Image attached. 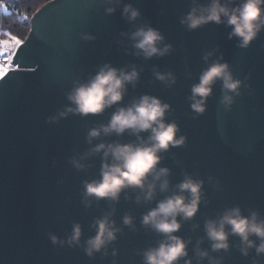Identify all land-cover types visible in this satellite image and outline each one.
Masks as SVG:
<instances>
[{"label": "water", "instance_id": "water-1", "mask_svg": "<svg viewBox=\"0 0 264 264\" xmlns=\"http://www.w3.org/2000/svg\"><path fill=\"white\" fill-rule=\"evenodd\" d=\"M125 2L140 9L138 22H149L161 30L173 46L169 55L145 61L126 54L117 40L131 26L122 19L120 9L106 14L100 0H48L29 19V31L13 60L20 70L0 79V264H111L110 257L102 260L97 254L89 259L82 249L54 246L48 238V233L64 237L74 221L82 225V239L93 235L89 225L107 207L101 201L85 210L80 202L81 181L98 176L99 156L89 158L85 171L75 170L69 158L87 149V129L106 123L113 109L98 116L70 114L59 123L46 122L67 103L65 92L73 79L94 73L106 61L117 67L131 63L144 67L136 88L129 86L122 103L147 92L171 105L169 119H175L187 137L184 146L171 148L162 161L171 169L172 182L182 178V171L206 180L208 202L195 217L201 229L192 232L185 223L179 235H191L194 241L203 235L205 216L233 204L245 213L255 208L264 215V31L242 49L227 38L229 29L223 25L209 23L191 32L180 25L178 18L188 11L190 0ZM86 32L95 39L83 40L81 35ZM217 46L234 76L249 87H242L226 110L217 83L204 113L194 116L187 100L190 87L205 67L202 52ZM153 65L161 71L171 70L177 77L175 85L166 87L154 80ZM99 139L126 142L134 137L125 133ZM209 176L218 188L207 183ZM116 209L118 223L125 211L132 210L138 227L135 232L125 228L117 240L118 264H141L135 251L158 239L139 228V215L146 206L126 201L122 195ZM203 246H208L207 241ZM252 255L243 257L232 248L225 264H252Z\"/></svg>", "mask_w": 264, "mask_h": 264}, {"label": "clouds", "instance_id": "clouds-1", "mask_svg": "<svg viewBox=\"0 0 264 264\" xmlns=\"http://www.w3.org/2000/svg\"><path fill=\"white\" fill-rule=\"evenodd\" d=\"M100 5L104 6L106 14L120 9L122 19L130 24L128 30L119 33L117 40L126 54L147 61L172 52V44L166 42L159 28L149 22H138L142 13L133 3L100 0ZM2 6L3 0H0ZM178 19L189 32L209 23L223 25L229 29L227 38L235 40L236 47L246 49L264 31V0H190L188 11ZM18 23L15 14L7 18V23L5 17H0V31L8 33L12 25ZM81 38L92 41L95 36L86 32ZM201 58L205 67L201 69L198 81L192 83L187 97L191 111L194 116L204 113L217 83L220 103L226 110L230 109L241 88L249 85L234 76L223 54H218V46L204 50ZM143 71V65L136 63L120 67L110 61L99 64L94 73L73 79L65 92L67 103L46 118V122L59 123L70 114L83 118L113 109L106 123L87 129V149L69 158L77 171L90 167V157L98 155L100 158L98 176L82 180L80 192V202L85 210L99 206L101 201L107 205L89 225L94 234L82 239V225L74 221L64 237L48 233L49 241L61 248H80L89 259L99 254L102 260L110 257L111 264H118L117 240L125 228L132 232L138 230L137 217L132 210L125 211L119 223L115 219L116 205L123 195L126 201L146 206L139 215V228L158 237L155 243L135 251L141 264H225L232 248L243 257L254 252L252 264H264V215L255 208H248L245 213L239 204H233L223 207L214 216H205L203 235L196 236L194 241L191 235L178 234L185 223L190 224L192 232L201 229V223L195 221V217L201 205L208 202L206 180L182 171V178L173 183L171 169L162 164L171 148L184 146L187 141L176 120L169 119L172 109L168 102L145 92L122 103L129 86L136 88ZM151 72L154 80L166 87H172L177 81L171 70L161 71L153 65ZM185 75L190 78L191 72L187 71ZM125 133L134 139L126 142L99 139L113 134L121 137ZM174 162L182 166L180 161ZM207 183L219 187L211 176L207 177ZM153 202L154 206H151ZM231 237L237 239L233 241ZM205 241L207 247L203 246Z\"/></svg>", "mask_w": 264, "mask_h": 264}, {"label": "trees", "instance_id": "trees-1", "mask_svg": "<svg viewBox=\"0 0 264 264\" xmlns=\"http://www.w3.org/2000/svg\"><path fill=\"white\" fill-rule=\"evenodd\" d=\"M46 1L48 0H3L4 6L0 7V17H5V23H7V18L15 14L19 20L18 24H13L9 29L11 35L23 40L29 31L31 15ZM25 16H27L26 20ZM8 33L0 31V40H9Z\"/></svg>", "mask_w": 264, "mask_h": 264}, {"label": "snow or ice", "instance_id": "snow-or-ice-1", "mask_svg": "<svg viewBox=\"0 0 264 264\" xmlns=\"http://www.w3.org/2000/svg\"><path fill=\"white\" fill-rule=\"evenodd\" d=\"M27 19V16L24 17ZM9 40H0V79H3L10 71H19L20 65H14L13 60L18 49L24 43L19 37L8 33Z\"/></svg>", "mask_w": 264, "mask_h": 264}, {"label": "built area", "instance_id": "built-area-1", "mask_svg": "<svg viewBox=\"0 0 264 264\" xmlns=\"http://www.w3.org/2000/svg\"><path fill=\"white\" fill-rule=\"evenodd\" d=\"M14 65H16V64H14Z\"/></svg>", "mask_w": 264, "mask_h": 264}]
</instances>
